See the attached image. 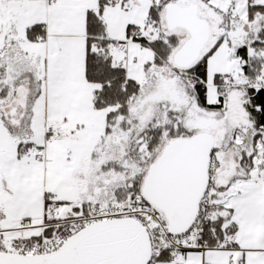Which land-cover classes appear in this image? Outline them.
Returning <instances> with one entry per match:
<instances>
[{
	"label": "snow or ice",
	"instance_id": "snow-or-ice-1",
	"mask_svg": "<svg viewBox=\"0 0 264 264\" xmlns=\"http://www.w3.org/2000/svg\"><path fill=\"white\" fill-rule=\"evenodd\" d=\"M0 264H264V0H0Z\"/></svg>",
	"mask_w": 264,
	"mask_h": 264
}]
</instances>
